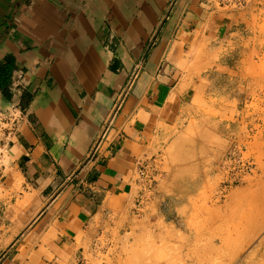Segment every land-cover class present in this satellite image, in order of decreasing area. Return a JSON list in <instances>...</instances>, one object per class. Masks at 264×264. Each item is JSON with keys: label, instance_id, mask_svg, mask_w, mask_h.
<instances>
[{"label": "crops", "instance_id": "obj_1", "mask_svg": "<svg viewBox=\"0 0 264 264\" xmlns=\"http://www.w3.org/2000/svg\"><path fill=\"white\" fill-rule=\"evenodd\" d=\"M250 20L210 0H0V110L20 111L0 153L21 188L0 194V264H83L120 245L145 193L138 169L179 138L196 90L235 101L219 132L226 148L252 140L264 104L245 102L264 80L244 78ZM212 47L215 65L197 75Z\"/></svg>", "mask_w": 264, "mask_h": 264}, {"label": "rangeland", "instance_id": "obj_2", "mask_svg": "<svg viewBox=\"0 0 264 264\" xmlns=\"http://www.w3.org/2000/svg\"><path fill=\"white\" fill-rule=\"evenodd\" d=\"M258 26L253 28L255 37L248 39L253 44L244 60V78L253 85L257 77L264 80V54L259 52L264 49V25ZM205 46L207 43L200 44L197 53ZM221 50L211 48L208 65L195 60L197 75L215 65ZM247 95L245 107L259 109L258 95L264 96V91L258 94L252 87ZM189 103V112L178 127L173 126L179 138L167 141L155 164L147 166L150 177L145 193L139 192L142 197L138 195L131 203L134 219L130 232L116 236L120 245L86 252L83 264H264V127L255 124L253 139L240 140L256 164L254 172L244 176L242 184L228 187L224 200L213 198L219 194L221 180L217 160L227 143L219 132L224 131L222 122L233 120L235 101L224 104L232 106L229 109L196 90ZM5 157L0 153V163L5 166L0 173V182L5 183L0 187L3 197L21 190ZM139 188L135 186V190ZM100 241L104 245L102 238Z\"/></svg>", "mask_w": 264, "mask_h": 264}, {"label": "built area", "instance_id": "obj_3", "mask_svg": "<svg viewBox=\"0 0 264 264\" xmlns=\"http://www.w3.org/2000/svg\"><path fill=\"white\" fill-rule=\"evenodd\" d=\"M216 7L225 10L247 11L251 15L249 25H264V0H210ZM252 17L254 20L252 21ZM260 102L264 104V96L258 95ZM257 98V99H258ZM20 117V111L16 106H8L0 110V141L3 140L11 131L15 130L16 123ZM258 124V127H264V124ZM255 125L251 128L248 137L251 138L255 132ZM252 133V135H251ZM242 141V140H241ZM218 165L221 169V180L219 195L224 197L231 185L241 182L244 176L251 174L256 169L253 158L246 153V147L240 141L225 149L220 157ZM138 176L145 185H147V174L145 166H140Z\"/></svg>", "mask_w": 264, "mask_h": 264}, {"label": "bare ground", "instance_id": "obj_4", "mask_svg": "<svg viewBox=\"0 0 264 264\" xmlns=\"http://www.w3.org/2000/svg\"><path fill=\"white\" fill-rule=\"evenodd\" d=\"M4 158V157H3Z\"/></svg>", "mask_w": 264, "mask_h": 264}]
</instances>
